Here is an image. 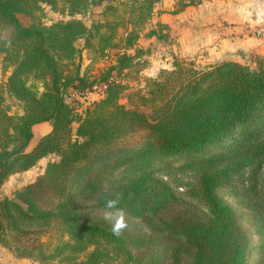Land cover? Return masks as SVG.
Returning <instances> with one entry per match:
<instances>
[{
	"label": "trees",
	"instance_id": "trees-1",
	"mask_svg": "<svg viewBox=\"0 0 264 264\" xmlns=\"http://www.w3.org/2000/svg\"><path fill=\"white\" fill-rule=\"evenodd\" d=\"M158 1L0 0V54L14 65L5 84L24 101V112L13 113L0 89V190L12 174L58 156L12 196L0 191V244L17 257L249 264L250 236L218 188L237 178L250 183L264 164V53L250 57L253 63L176 57L172 68L129 93L150 112L128 106L120 97L150 65L139 38ZM200 1L180 0L173 11ZM97 4L104 6L91 24L76 17ZM45 5L69 17L49 24L38 18ZM165 33L151 28L147 35ZM79 37L83 48L112 61L95 74L83 72ZM95 84L103 85L100 97L80 111L68 98ZM43 121L51 130L28 149L33 126ZM171 156H188L183 166L198 174L188 197L158 173L156 164ZM107 199L123 210L121 235L112 232L114 220L85 209V201L105 208ZM52 226L62 230L56 242L37 238Z\"/></svg>",
	"mask_w": 264,
	"mask_h": 264
},
{
	"label": "rangeland",
	"instance_id": "rangeland-1",
	"mask_svg": "<svg viewBox=\"0 0 264 264\" xmlns=\"http://www.w3.org/2000/svg\"><path fill=\"white\" fill-rule=\"evenodd\" d=\"M103 6L104 4L94 5L86 13L76 14V17H80L87 24H91L93 20H96L100 17ZM38 15V18L49 24L56 20L69 17L67 14L58 13L50 9L47 5L43 6V12H39ZM152 17L153 16H151L147 23L143 26L142 32L144 35H146V37L142 38L143 42H146L147 39H149L148 37H151V35H147L151 28H158L160 32L163 34L165 33L164 27L159 23L154 22ZM156 24L157 26H155ZM165 34L167 35L168 33ZM166 37L167 36H164L162 39L165 40ZM76 44L82 49L83 72L88 70L91 72V74H95V70L97 71L99 68L106 67V64H109V61H112V56L109 58H102L93 50L83 48V37H79L76 41ZM157 44V39H152L151 43L145 47L148 50V56L154 53V64L149 68H144L145 70H139V74H135V77H132V79L128 82L130 88L121 94L120 101L126 103L128 106H138L140 104L138 98L136 96L130 97L129 93L132 90L134 91L138 88L144 87L147 77L155 76L159 69L162 68L161 65L166 64L165 59L161 60V54L156 52L157 49L160 48ZM3 54L4 53L0 54V84H4L0 86V89L3 87L2 92L5 97V104H7L11 112L23 113L24 101L18 98L11 90L7 89V84H5L7 76L12 71L14 65L10 66V64H8V60L3 58ZM75 60H79L78 54L76 55ZM251 63H253L252 60ZM100 95L99 88L97 87L95 90L87 92L85 96L74 92L68 99L73 104H76L80 111H82L87 106H91L93 102L100 97ZM139 107L145 109L147 112H150V109L147 107L142 105H139ZM77 125L78 123L74 121V128H76ZM212 149L214 150V148ZM57 157L58 156L54 153L48 154L42 165L45 166L47 161L56 159ZM188 159V156H171L160 160L156 164V167H159L158 173L163 178L168 180L175 187L177 192L187 197L189 195V186L194 185L198 178V174L195 170L189 167L185 168L183 166L188 161ZM23 176V178H17L15 176L12 177L10 181L1 187V194L12 196L17 188L25 184L27 180H30L31 178L33 179L35 177V175L33 176L31 173ZM248 181L249 180L246 181L245 179L237 178L230 184L219 187L218 192L220 195L232 202V204L236 207L240 221L250 236L251 253L249 256V264H264V164L261 166L257 176L250 179V183ZM85 206L88 215L98 219L105 220L104 217L108 212L116 214L115 210L98 207L91 201H85ZM61 232L62 230L59 226H52L46 231L36 234V236L37 238H41L44 241L54 243L58 240ZM63 236L66 239L68 238L67 234H63ZM5 249L6 251H11L7 247H5ZM21 258L24 261V264H64L59 262L42 263L41 261L32 259L30 257Z\"/></svg>",
	"mask_w": 264,
	"mask_h": 264
},
{
	"label": "crops",
	"instance_id": "crops-1",
	"mask_svg": "<svg viewBox=\"0 0 264 264\" xmlns=\"http://www.w3.org/2000/svg\"><path fill=\"white\" fill-rule=\"evenodd\" d=\"M179 1L160 0L156 3L152 20L161 24L164 32L168 33L165 40L153 35L143 42L144 33L139 39V45L144 47L152 39H157L160 48L156 52L166 63L161 67L171 68L176 57L203 63L224 59L251 62L250 57L264 53V36L255 34V29L264 23V0H201L173 11ZM149 60L150 65L146 68L154 64V53L149 55ZM51 128L49 121L36 123L28 149ZM45 159L46 156L33 167L12 174L5 183L14 176L23 178L30 173L35 177L25 183L34 180L43 172ZM0 264H24V261L0 244Z\"/></svg>",
	"mask_w": 264,
	"mask_h": 264
},
{
	"label": "clouds",
	"instance_id": "clouds-1",
	"mask_svg": "<svg viewBox=\"0 0 264 264\" xmlns=\"http://www.w3.org/2000/svg\"><path fill=\"white\" fill-rule=\"evenodd\" d=\"M119 201L117 199H107L105 200V208L106 209H116V214L112 212H108L104 219L113 221L112 224V232L114 235H121L122 232L127 228V223L125 222V216L123 214L122 209H117Z\"/></svg>",
	"mask_w": 264,
	"mask_h": 264
},
{
	"label": "built area",
	"instance_id": "built-area-1",
	"mask_svg": "<svg viewBox=\"0 0 264 264\" xmlns=\"http://www.w3.org/2000/svg\"><path fill=\"white\" fill-rule=\"evenodd\" d=\"M255 34L258 35V36H264V23L255 29ZM102 86H103L102 84H95L93 88L95 90L98 87L99 88V92H100Z\"/></svg>",
	"mask_w": 264,
	"mask_h": 264
}]
</instances>
